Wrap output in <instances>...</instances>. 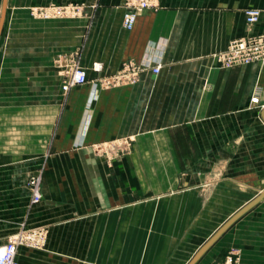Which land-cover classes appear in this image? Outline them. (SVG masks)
I'll return each instance as SVG.
<instances>
[{"label":"crops","instance_id":"obj_1","mask_svg":"<svg viewBox=\"0 0 264 264\" xmlns=\"http://www.w3.org/2000/svg\"><path fill=\"white\" fill-rule=\"evenodd\" d=\"M72 2L96 7L31 13ZM123 2L0 0V245L49 226L46 248L19 247V264H189L264 192V60L214 58L264 33V0H159L131 30ZM249 8L260 10L254 24ZM75 60L87 82L65 93ZM129 63L143 67L136 82L94 88ZM31 174H41L36 203ZM232 250L241 264H264V197L194 264Z\"/></svg>","mask_w":264,"mask_h":264},{"label":"built area","instance_id":"obj_2","mask_svg":"<svg viewBox=\"0 0 264 264\" xmlns=\"http://www.w3.org/2000/svg\"><path fill=\"white\" fill-rule=\"evenodd\" d=\"M87 6L83 3L67 4H46L31 7V13L37 18H77L86 13ZM122 24L127 30H131L136 22L137 16L145 9H158L156 0H125L123 2ZM248 24L258 21L260 10L249 8L245 11ZM217 63L222 67H230L236 64L246 65L255 61L264 60V33L249 35L247 37L231 40L225 49L214 54ZM101 63L95 62L92 69L101 70ZM142 66L137 64H127L120 71L101 76L95 82L104 87H111L122 83H134L138 80ZM160 65L152 67L154 73H158ZM87 82L86 70L75 60L66 70L61 85L63 92H68L72 87ZM252 102H258L257 94L253 95ZM28 187L31 191V201L33 203L41 200L40 176L31 174L28 178ZM44 227H21L16 234L0 245V264H19L17 260L18 248L22 245H32L36 237L41 238L44 234ZM220 264H241L239 255L235 251H229L224 255Z\"/></svg>","mask_w":264,"mask_h":264},{"label":"water","instance_id":"obj_3","mask_svg":"<svg viewBox=\"0 0 264 264\" xmlns=\"http://www.w3.org/2000/svg\"><path fill=\"white\" fill-rule=\"evenodd\" d=\"M4 9V8H3ZM262 116L264 118V110L262 112ZM264 197V192L260 194L255 200L249 203L247 206L239 210L235 215H233L215 234L214 236L195 254L189 264H194L197 259L205 252V250L240 216L242 215L248 208L253 206L256 202L261 200Z\"/></svg>","mask_w":264,"mask_h":264},{"label":"rangeland","instance_id":"obj_4","mask_svg":"<svg viewBox=\"0 0 264 264\" xmlns=\"http://www.w3.org/2000/svg\"><path fill=\"white\" fill-rule=\"evenodd\" d=\"M125 1V0H124ZM158 3V8H159V0H156ZM96 7V5L94 4H89L87 5V11H88V15L90 14L89 12H91L92 10H94ZM123 25V24H122ZM95 63V62H94ZM93 65V64H92ZM93 86L94 88H96L97 84L95 82H93ZM108 88V87H107ZM39 176L41 177V174H39ZM40 186H41V182H40ZM39 227H44L45 231L44 234L41 236V238L36 237L34 240V243L32 245H22L20 247H24V248H28L31 250H44L46 248V244H47V238H48V233H49V226L44 224V225H38ZM38 226H33V227H38ZM18 232V231H17ZM17 232H15L14 234H16Z\"/></svg>","mask_w":264,"mask_h":264}]
</instances>
